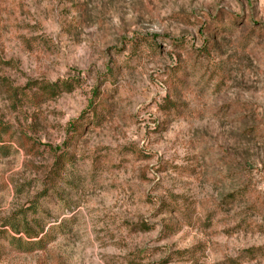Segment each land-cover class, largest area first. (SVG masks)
Segmentation results:
<instances>
[{
    "label": "rangeland",
    "instance_id": "1",
    "mask_svg": "<svg viewBox=\"0 0 264 264\" xmlns=\"http://www.w3.org/2000/svg\"><path fill=\"white\" fill-rule=\"evenodd\" d=\"M0 134V264H264V0H0Z\"/></svg>",
    "mask_w": 264,
    "mask_h": 264
},
{
    "label": "trees",
    "instance_id": "2",
    "mask_svg": "<svg viewBox=\"0 0 264 264\" xmlns=\"http://www.w3.org/2000/svg\"><path fill=\"white\" fill-rule=\"evenodd\" d=\"M63 85H65V86H69L70 84H68L67 82H64V84ZM59 85L57 84V85H52V86H46L45 88L47 89H51L52 91H53V89H55V88H57ZM63 90H65V91H70L71 90V86H69V87H65V88H63ZM94 109H95V106H94ZM0 142H4V139L1 137V134H0ZM3 146L4 145H1L0 146V149L1 148H3ZM33 220H31L32 221V223H34V225L36 226V227H38V223L36 222V220L34 219V218H32ZM28 223H29V221L26 219V218H23V229H20V228H18L16 225H14V224H12L10 227H11V230H12V232L14 233V234H19V233H21V232H24L27 236H28V238H31L32 236H31V234H33V226H28ZM34 226V227H35ZM37 232L38 233H42L43 232V228H38V230H37ZM46 238V235L43 237V239H45ZM43 239H41V240H38L39 242H28V243H26V244H31V245H35L36 243H40V242H42V240ZM18 241H21V238L20 237H16L15 235H13V236H10V238H9V242L10 243H15V242H18ZM30 241V240H29Z\"/></svg>",
    "mask_w": 264,
    "mask_h": 264
}]
</instances>
